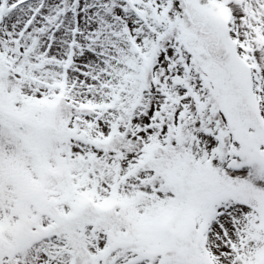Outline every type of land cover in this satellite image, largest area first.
Returning <instances> with one entry per match:
<instances>
[{"label":"snow or ice","instance_id":"obj_1","mask_svg":"<svg viewBox=\"0 0 264 264\" xmlns=\"http://www.w3.org/2000/svg\"><path fill=\"white\" fill-rule=\"evenodd\" d=\"M0 264H264V0H0Z\"/></svg>","mask_w":264,"mask_h":264}]
</instances>
